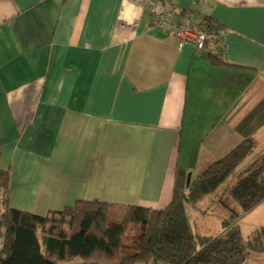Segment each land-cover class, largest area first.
<instances>
[{
	"label": "crops",
	"instance_id": "crops-1",
	"mask_svg": "<svg viewBox=\"0 0 264 264\" xmlns=\"http://www.w3.org/2000/svg\"><path fill=\"white\" fill-rule=\"evenodd\" d=\"M148 1L0 0L12 208H164L177 167L192 179L240 142L264 141V0H163L171 22L219 23L201 50L154 26Z\"/></svg>",
	"mask_w": 264,
	"mask_h": 264
},
{
	"label": "trees",
	"instance_id": "trees-1",
	"mask_svg": "<svg viewBox=\"0 0 264 264\" xmlns=\"http://www.w3.org/2000/svg\"><path fill=\"white\" fill-rule=\"evenodd\" d=\"M196 27L210 32L221 29L206 16ZM252 146L250 139L240 142L188 183L187 171L177 167L172 196L164 208L126 205L120 217L112 216V204L99 200L78 199L45 215L12 208L9 172L0 168V264H56L73 256L82 258L75 264H242L246 247L240 229L226 237L198 234L186 205L213 193ZM230 195L244 212L264 202V157L240 174ZM229 223L232 220H223L224 226ZM256 240L259 250L264 243L260 236Z\"/></svg>",
	"mask_w": 264,
	"mask_h": 264
},
{
	"label": "rangeland",
	"instance_id": "rangeland-1",
	"mask_svg": "<svg viewBox=\"0 0 264 264\" xmlns=\"http://www.w3.org/2000/svg\"><path fill=\"white\" fill-rule=\"evenodd\" d=\"M263 157L264 141L262 140L252 146L249 155L213 193L204 195L192 206L186 205L191 217L192 228L198 234L226 237L233 229H240L242 241L246 247V259L242 264H264V245L259 250L256 248L258 236L262 238L264 243V202L253 210L244 212L231 198L230 191L240 174L247 168L254 166ZM121 213V209H114L112 216L120 217ZM224 219L232 220V223L224 226ZM39 240L43 248L41 232H39ZM81 260L80 256H73L58 260L56 264H75Z\"/></svg>",
	"mask_w": 264,
	"mask_h": 264
},
{
	"label": "built area",
	"instance_id": "built-area-1",
	"mask_svg": "<svg viewBox=\"0 0 264 264\" xmlns=\"http://www.w3.org/2000/svg\"><path fill=\"white\" fill-rule=\"evenodd\" d=\"M146 8L154 26L163 30L170 27L173 35L181 43H194L198 50L207 47L214 40L217 41L219 37V31L210 32L195 29L192 18L188 13L183 14L178 21L171 22L163 7V0H149L146 3Z\"/></svg>",
	"mask_w": 264,
	"mask_h": 264
},
{
	"label": "water",
	"instance_id": "water-1",
	"mask_svg": "<svg viewBox=\"0 0 264 264\" xmlns=\"http://www.w3.org/2000/svg\"><path fill=\"white\" fill-rule=\"evenodd\" d=\"M190 180V174H187L186 183H188Z\"/></svg>",
	"mask_w": 264,
	"mask_h": 264
}]
</instances>
